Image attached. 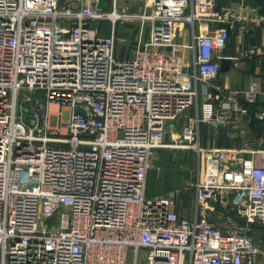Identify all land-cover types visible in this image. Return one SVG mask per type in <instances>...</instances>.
<instances>
[{
	"label": "built area",
	"instance_id": "obj_1",
	"mask_svg": "<svg viewBox=\"0 0 264 264\" xmlns=\"http://www.w3.org/2000/svg\"><path fill=\"white\" fill-rule=\"evenodd\" d=\"M98 2L0 0V264H257L264 251L249 233L264 226V149L204 148L198 135L201 123L243 111L209 83L223 58L237 65L239 57L222 54L232 32L264 17L218 0H155L139 16L151 23V40L120 58L114 27L105 36L100 24L130 15L100 12ZM198 23L208 29L177 42L178 25ZM258 54L253 46L241 57ZM260 91L252 83L230 95L254 105ZM202 96L225 101H205L168 141ZM160 149L193 150L201 160L193 219L177 210L182 189L146 195ZM220 192L235 195L245 223L210 220Z\"/></svg>",
	"mask_w": 264,
	"mask_h": 264
},
{
	"label": "crops",
	"instance_id": "obj_2",
	"mask_svg": "<svg viewBox=\"0 0 264 264\" xmlns=\"http://www.w3.org/2000/svg\"><path fill=\"white\" fill-rule=\"evenodd\" d=\"M65 0H61L63 3ZM78 7L77 0H73ZM155 0H108L105 11L108 13L116 12L118 14L127 13L130 18L124 21L113 23L112 21H104L101 23V35H108L115 29L116 50L120 58H131L135 55L138 40L142 38L145 41L151 40V23L143 22L139 16L143 13H150ZM222 7L243 6L244 9L251 13L253 18L264 17V0H218ZM206 23H198L196 27L188 24H180L177 27V42L182 45L192 43L194 33L206 31L208 29ZM247 31L241 33L239 30L232 32L226 48L222 54L226 57H239V60H226L223 65L221 74L213 81L210 86L220 91V99L237 101L243 105V111H232L228 117V121L224 124L215 126L203 122L199 126L198 141L204 148H220L233 149L244 152L242 155L249 156L252 151L264 149V119L261 118L264 113V23L256 25L253 23L246 24ZM255 46L258 48L259 54L254 59H246L241 57V53ZM193 54L185 50V58L191 61ZM252 83L259 86L260 95L258 101L254 105L245 103L243 99L230 95L232 90H247ZM211 88V89H212ZM222 95V96H221ZM225 99L223 101H225ZM211 102L217 108L223 103L213 97H201L202 105L191 107L186 110L180 120L177 121L175 131L167 134V140L173 141L183 129L188 125V117H194L197 112L203 111V103ZM198 110V111H197ZM222 126L221 128L217 127ZM176 149H161L157 151L152 160L151 168L147 177L146 195L148 198H164L175 189H182L183 194L179 201L177 210L182 216L193 219L195 216V199L194 184L185 176L177 173L176 170L181 169L176 163H171V154L167 151ZM163 152V153H162ZM177 153V154H176ZM177 155L175 152L173 156ZM171 161V162H169ZM171 170L165 173L164 169ZM173 170V171H172ZM217 201H212L211 211L208 212L210 220L221 228H225L230 219H238L242 224L245 221L237 214L234 204L235 195L227 192H220ZM255 241H257L264 251V226L255 225L249 233ZM257 264H264V254L260 256Z\"/></svg>",
	"mask_w": 264,
	"mask_h": 264
},
{
	"label": "rangeland",
	"instance_id": "obj_3",
	"mask_svg": "<svg viewBox=\"0 0 264 264\" xmlns=\"http://www.w3.org/2000/svg\"><path fill=\"white\" fill-rule=\"evenodd\" d=\"M50 109L53 111V109L51 107H50ZM20 113H21V110L19 108L18 115H21ZM55 121H56V118L54 119V121H52V123H54ZM62 130L65 131V128H63ZM175 152H178V156L177 155L173 156V154ZM167 153L171 154V156L168 157V158L171 159V161H172V158H174L172 162L171 161H169V162L176 163V164H178L180 166L181 169L176 170L177 173H180L181 175L182 174L185 175L190 180L191 183L195 184L196 181L198 180V178L200 177L201 171H202V168H203L201 160L199 159L197 153H195V151H193V150H184V149L171 150L169 152L167 151ZM167 168L168 167H166L164 169V172L168 174V173H170L171 170H169ZM143 252L144 251H142L140 253V259L145 256ZM129 261L132 262V258L131 257H130ZM143 261L144 260H142L141 262H143Z\"/></svg>",
	"mask_w": 264,
	"mask_h": 264
},
{
	"label": "water",
	"instance_id": "obj_4",
	"mask_svg": "<svg viewBox=\"0 0 264 264\" xmlns=\"http://www.w3.org/2000/svg\"><path fill=\"white\" fill-rule=\"evenodd\" d=\"M107 3H108V0H99L98 2V10L100 12L104 11L107 7ZM226 60H229V61H232L231 59H222V64L226 62ZM223 65H221V70H222V67ZM220 70V72H221ZM221 74V73H220ZM212 88V87H211ZM211 91L214 93V94H221L220 91H218L216 88L214 89V87L211 89ZM222 96V95H221ZM78 112H82V110L79 108L77 109ZM217 127L221 128L222 126L218 125Z\"/></svg>",
	"mask_w": 264,
	"mask_h": 264
},
{
	"label": "bare ground",
	"instance_id": "obj_5",
	"mask_svg": "<svg viewBox=\"0 0 264 264\" xmlns=\"http://www.w3.org/2000/svg\"><path fill=\"white\" fill-rule=\"evenodd\" d=\"M51 108L55 111L57 109L56 105H52Z\"/></svg>",
	"mask_w": 264,
	"mask_h": 264
}]
</instances>
